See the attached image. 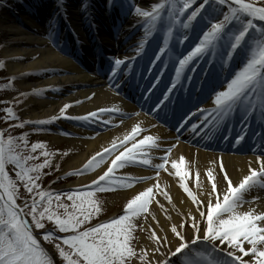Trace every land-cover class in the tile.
<instances>
[{
    "label": "snow or ice",
    "instance_id": "snow-or-ice-1",
    "mask_svg": "<svg viewBox=\"0 0 264 264\" xmlns=\"http://www.w3.org/2000/svg\"><path fill=\"white\" fill-rule=\"evenodd\" d=\"M197 2L159 0L151 5L150 11L135 7L134 14L144 18L141 25L143 35L134 46V56L107 58L111 68L110 86L122 66L131 70L132 61L146 58L149 73L158 64L163 65L159 68L160 75L155 77L156 82L147 89L149 95L146 99H151L164 69L171 64L174 67L171 83L165 86L162 98L156 97L158 102L152 111L168 109L171 105L172 111L182 118L177 121V132L200 113L201 123L192 124L190 131L197 135L203 132L208 140H213L225 127L230 132V122L237 116L245 129L254 120L261 129L255 133L262 150L261 155L256 156L259 167L249 165L247 174L234 182L221 161L216 170L208 168L203 173L208 187L198 194L190 187L189 172L183 167L184 157L181 156L179 161L170 160L169 154L176 145L163 149L164 155L158 157L161 162L153 163L151 151L160 148L159 137L144 135L145 129L137 122L122 136H114L82 167L64 174L83 176L91 172L94 178L89 183L54 193L43 189L41 180L50 174L43 170L52 169L51 158L57 152L48 151L43 141L32 142L29 148L28 132L13 136L5 135L0 129V264H57V260L61 264H136L137 261L138 264H264V211L257 212L251 207L241 211L245 204L250 205L259 199L253 197L249 200L247 196L253 191L264 190V0H199L198 7L184 19L186 10ZM113 3L114 0H107L109 10ZM91 8L90 0H80L82 17H91ZM61 19H69L66 0H56L50 28ZM89 26L95 27L91 20ZM182 30L183 38H180ZM192 32L197 34L194 46L190 43ZM151 40L156 43L149 51ZM186 43L190 50L184 49ZM2 68L4 61L0 60ZM201 72L203 76L199 75ZM15 79L9 77L8 83L0 88L11 89ZM44 91L33 89L30 93H19V97L40 96ZM205 92L211 95L214 106L190 112L189 109L200 102V96ZM95 95L93 93L86 99L91 100ZM19 97L0 103H20ZM71 106L65 103L58 115L38 120H20L13 107H4L0 111L4 113L2 119L6 123L17 121L8 124L9 128L32 125L36 132L45 131L44 126L60 119L86 124L105 113L127 115L117 106L100 107L81 116L66 115ZM101 123L108 125L112 121L103 120ZM223 139L228 141L229 136L225 135ZM244 139V134H238L233 147ZM38 149L43 162L30 164V161L38 160L35 155ZM60 155L67 156L68 152ZM169 162L175 176L179 177V188L194 206L187 214H181L184 219L180 224L170 227L176 240L174 249L168 247L170 241L166 234L160 236L151 225L145 228L139 222L143 217L146 223L149 215L156 220L149 208L153 202L167 216L168 209L156 199L157 193L175 209L171 196L159 183L161 170L169 172L166 168ZM137 165L154 169L155 176L116 174L119 169ZM55 170H59L58 164ZM195 175L196 187L202 189L199 179L202 174L196 172ZM146 180H155L156 183L128 198L120 214L98 220L104 211V202L97 194L131 189ZM21 187L30 197L25 198L23 204L18 203ZM62 196L70 203H64ZM94 220L97 222L93 223ZM186 227L191 229L190 239L183 231ZM137 230L147 232L148 246L139 245V238L135 235ZM41 240L53 246L55 256ZM161 248L167 250L161 251Z\"/></svg>",
    "mask_w": 264,
    "mask_h": 264
},
{
    "label": "bare ground",
    "instance_id": "bare-ground-1",
    "mask_svg": "<svg viewBox=\"0 0 264 264\" xmlns=\"http://www.w3.org/2000/svg\"><path fill=\"white\" fill-rule=\"evenodd\" d=\"M118 2L122 4L118 8H124L126 14L117 20L109 18L107 14H102L103 8L109 10L107 0H98L95 3L97 9L92 8L95 10L91 11L92 16L88 18L80 15V0H66L69 19L67 21L61 19L53 28H50V18L55 11L56 0H7L6 6L0 7V48L2 52L0 57L5 63L8 76L16 77L13 80V93L10 100L14 101V98L19 97V93H30L33 89H45L40 96L26 95L19 97L20 103L14 102L17 115L21 120L46 119L58 115L59 109L65 103L72 105L66 110V115L69 116H81L100 107L112 106L119 107L122 113L127 114L122 116L105 113L96 121L86 124L75 120L60 119L51 125L44 126L46 130L40 132L34 131L32 125L25 126L27 130L30 129L39 135L37 139L47 144L48 151L57 152V155L51 159L53 165H60L56 175L63 176L65 182L52 181L49 185L57 188H74L89 183L94 178L91 172L83 176H64V174L82 167L92 154L107 146L114 136H122L130 131L131 126L137 122L145 129L144 135L159 137L160 148L151 151L153 163L161 162L158 157L164 155L163 149L173 144L176 145L169 154L170 160L179 161L181 156L184 157L183 167L189 172L190 187L198 194H202L208 187L203 173L208 168L216 170L221 161L234 182L247 174L249 165L258 168L256 156L261 155L262 150L259 148L260 140L255 137V133L261 129L254 120L250 121V126L245 129L237 116L230 122L231 128L233 127L230 132L228 127H225L217 133L213 140H208L203 132L197 135L190 131L192 124L201 123L200 113L192 117L191 121L177 132L179 124L172 127L173 122L164 115L166 111L171 112V105L168 109L159 110V112L152 111V109L150 111L149 105H139L136 100L138 92H135L133 96L134 91L126 89L125 80H121L122 75L126 73L124 69L129 71L127 66L121 67L117 78L111 82L110 86L111 68L107 58L123 59L134 56V46L143 35L141 25L144 18L134 14L135 7L139 6L141 9L150 11L151 5L158 0L139 2L137 0H114L113 5ZM134 2L135 7L133 8ZM89 20L95 25L94 28L89 26ZM152 47L154 44L150 43L148 50L151 51ZM138 59L147 60L146 58ZM169 71L170 76L174 75V67L169 68ZM23 73L32 74L22 76ZM144 75L147 76V81H150L151 74L146 71ZM199 75L203 76V73ZM116 84L120 87H115ZM151 86L152 84L149 87L142 85L138 89L147 93V89ZM93 93L96 94L93 99H86ZM77 101L82 103L78 104ZM213 106L212 98L209 96L193 107L190 112H195L197 108H212ZM103 120H110L112 123L103 125L101 123ZM113 124L118 126L113 127ZM62 133L71 135L66 136ZM238 134H244L245 139L233 147ZM225 135L229 136L228 141L223 139ZM177 137H179L178 140ZM253 149L257 150L254 152ZM65 151L68 155L62 157L60 153ZM166 168L172 174L161 170L160 187L169 193L176 207L173 209L172 204L157 193L156 199L168 209L167 216L153 202L149 208L156 216V220H152V216L149 215L146 223L143 217L139 218V222L145 228L151 225L160 236L166 234L170 241L168 247L174 249L176 240L170 227L172 224H180L184 219L181 214H187L189 210L194 209V206L179 188V177L175 176L170 162ZM196 172L202 174L199 178L203 184L202 189L196 187ZM116 174L118 176H155V170L137 165L119 169ZM154 183H156L155 180H146L135 184L131 189L106 193L104 205L108 211L105 213L114 216L117 209L123 208L128 198ZM253 197H259V199L250 205L245 204L241 211H246L249 207L257 212L264 211V190L253 191L246 198L251 200ZM183 231L186 238L190 239L192 234L190 227H186ZM135 235L139 238V245L148 246L150 244L146 238V231L137 230ZM166 250V248H161V251Z\"/></svg>",
    "mask_w": 264,
    "mask_h": 264
},
{
    "label": "rangeland",
    "instance_id": "rangeland-1",
    "mask_svg": "<svg viewBox=\"0 0 264 264\" xmlns=\"http://www.w3.org/2000/svg\"><path fill=\"white\" fill-rule=\"evenodd\" d=\"M138 2L139 1H141V0H137ZM158 2H159V0H158ZM6 4H7V0H0V7H3V6H6ZM198 5H199V0H198V2L196 3V4H194L193 6H192V8L191 9H189V10H186V15H185V17H184V19H186V16L188 15V14H190V12L192 11V10H194L195 9V7H198ZM180 6H182V5H180ZM259 23V22H258ZM194 37L195 38H197V34L194 32ZM182 36V34H180V38H182L181 37ZM1 37V36H0ZM192 46H194V44L192 45ZM2 55V52H1V48H0V56ZM0 60H2V57H0ZM5 63H4V68H2V69H0V85H5V84H7L8 83V78H9V76H8V74L6 73V71H5ZM12 85H13V81H12ZM13 87V86H12ZM12 93H13V90H12V88L11 89H3V88H0V101H11L10 99H11V95H12ZM4 107H13L14 108V110L16 111V113H17V110L15 109L16 108V104L14 103V105L13 104H5V103H0V109H3ZM4 116V113L2 112V111H0V125H2V126H8V124H10V123H16L17 121H12V120H9L7 123L2 119V117ZM19 119L21 120V118L19 117ZM31 130L30 129H26L25 127L24 128H9V127H6L5 129H4V132H5V135H8V134H11V135H13V136H17V135H19L20 133H22V132H28L29 133V148H30V145H31V143L32 142H36V141H43V140H41V139H37V137L39 136L38 134H35V133H33L32 131L30 132ZM41 134V133H40ZM39 153H40V150L38 149L37 150V152L35 153V155L38 157V160H36V161H30L29 163L31 164V163H42L43 162V157L42 156H40L39 155ZM57 164H54L53 166H52V169H44L43 171L44 172H49L50 174L49 175H47V176H44L43 178H42V180H41V186H42V188L43 189H45V190H52L54 193H56V192H66V191H69V190H71L72 188H63V187H51L50 185H49V182H56V183H64L65 181L63 180V179H57V175H56V173H57V171L55 170V166H56ZM60 166V165H59ZM9 170L11 171V166H9ZM106 193H100V194H97V196H98V198L100 199V200H102L103 202H104V199L106 198V195H105ZM25 198H28V199H30V197L28 196V194L26 193V192H24V190H23V188L21 187V189H20V199L18 200V202H20V201H23ZM62 201L64 202V203H70V202H68L63 196H62ZM118 211H117V213L115 214V215H118V214H120L121 213V210H122V208H120V209H117ZM59 211H63L62 209H60ZM106 211H108V209H105V205H104V211L102 212V214L98 217V220H100V221H103V220H106V219H108V218H111V217H113V216H109L108 214H106L105 212ZM29 219H30V217H28ZM95 222H97L96 220H94L93 221V223H95ZM135 243V242H134ZM48 245H50V247L53 249V246L51 245V244H48ZM60 262V261H59ZM60 264H61V262H60ZM136 264H138V261L136 262Z\"/></svg>",
    "mask_w": 264,
    "mask_h": 264
},
{
    "label": "water",
    "instance_id": "water-1",
    "mask_svg": "<svg viewBox=\"0 0 264 264\" xmlns=\"http://www.w3.org/2000/svg\"><path fill=\"white\" fill-rule=\"evenodd\" d=\"M46 247V246H45ZM50 251H53L51 248H50ZM53 255H54V252H53ZM55 256V255H54ZM57 264H60L59 262H58V260H57Z\"/></svg>",
    "mask_w": 264,
    "mask_h": 264
},
{
    "label": "flooded vegetation",
    "instance_id": "flooded-vegetation-1",
    "mask_svg": "<svg viewBox=\"0 0 264 264\" xmlns=\"http://www.w3.org/2000/svg\"><path fill=\"white\" fill-rule=\"evenodd\" d=\"M48 245V244H47Z\"/></svg>",
    "mask_w": 264,
    "mask_h": 264
}]
</instances>
